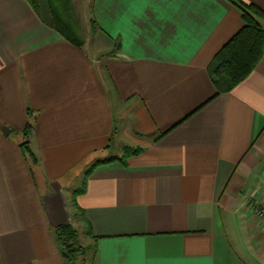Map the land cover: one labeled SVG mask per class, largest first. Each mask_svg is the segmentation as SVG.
<instances>
[{"label":"crops","instance_id":"0c3cea01","mask_svg":"<svg viewBox=\"0 0 264 264\" xmlns=\"http://www.w3.org/2000/svg\"><path fill=\"white\" fill-rule=\"evenodd\" d=\"M45 6L0 0V126L11 130H0V264H67L39 179L61 180L90 158L118 159L85 179L88 167L72 189L83 190L89 230L75 211L72 220L93 247L88 264H264L252 205H264V52L231 90L211 75L243 27L239 7L91 0L97 31L77 46ZM28 110L34 166L20 147ZM126 147L140 152L124 162Z\"/></svg>","mask_w":264,"mask_h":264},{"label":"trees","instance_id":"16d2710c","mask_svg":"<svg viewBox=\"0 0 264 264\" xmlns=\"http://www.w3.org/2000/svg\"><path fill=\"white\" fill-rule=\"evenodd\" d=\"M39 13L40 0H26ZM235 3L240 11L243 21L242 29L233 36L216 54L213 60L211 75L219 91H228L233 89L254 70L261 60L264 52V10L255 4L246 3L243 0H230ZM51 11V27L59 32L71 43L83 45L78 38L75 26L73 25V16L70 14L71 0H47ZM96 26V23L94 21ZM120 50V42H117L114 49L109 52L113 55ZM36 122V115L28 110V119L24 129L21 132L22 142L21 150L27 160L34 166L38 163L37 157L31 146V136ZM140 149L127 147L121 161H124L137 153ZM118 158H109L92 163L85 173V179L89 177L94 168L102 163H109ZM83 190H76L73 193L72 207L77 216H80L82 222L89 230L90 224L86 219L84 212L77 203V196ZM56 238L61 248V253L67 264H88L87 258L93 251L92 246H83L79 241V234L72 222L55 228ZM88 254L89 257H88Z\"/></svg>","mask_w":264,"mask_h":264},{"label":"rangeland","instance_id":"374dc122","mask_svg":"<svg viewBox=\"0 0 264 264\" xmlns=\"http://www.w3.org/2000/svg\"><path fill=\"white\" fill-rule=\"evenodd\" d=\"M41 2L45 4V8H47V15L49 17V22L51 25V11L50 7L47 3V0H40V8H41ZM43 7V6H42ZM71 7L72 10L70 14L73 16V25L76 28L79 41L82 44H86L87 46H90L93 36L97 31V26L94 24V20L91 16V0H71ZM45 10V9H44ZM40 11V10H39ZM12 137H20V135L13 133ZM127 148V147H126ZM125 148V149H126ZM130 148V147H129ZM103 151H98V153L93 154L94 156L97 154H100ZM125 153V150H124ZM101 155V154H100ZM96 162V161H94ZM87 163V160L83 163V165L77 166L72 172L69 173L65 178L58 180H49V179H39V184L42 188V190H45L48 186L51 187V183L53 181H60L64 186H66V189L64 190V194L67 199V206L68 210L71 213V221L75 224L76 229L79 234V241L82 245H85L87 237L85 233L84 225L81 223V221L72 220V215L74 214V209H72L70 199L72 197V189L80 188L82 184V177L84 174V171L89 167L85 166ZM89 163H93L92 158H90ZM90 254H88L89 257ZM87 261H89V258H87ZM88 263V262H87Z\"/></svg>","mask_w":264,"mask_h":264},{"label":"water","instance_id":"95a60500","mask_svg":"<svg viewBox=\"0 0 264 264\" xmlns=\"http://www.w3.org/2000/svg\"><path fill=\"white\" fill-rule=\"evenodd\" d=\"M0 130L9 135L11 130L6 126H0ZM45 213L53 228H60L71 222V215L67 206V199L60 181L51 183V190L42 197Z\"/></svg>","mask_w":264,"mask_h":264},{"label":"built area","instance_id":"2783aa9c","mask_svg":"<svg viewBox=\"0 0 264 264\" xmlns=\"http://www.w3.org/2000/svg\"><path fill=\"white\" fill-rule=\"evenodd\" d=\"M261 186L264 188V176L261 179ZM252 205L255 214L264 221V205L257 199L252 198Z\"/></svg>","mask_w":264,"mask_h":264}]
</instances>
